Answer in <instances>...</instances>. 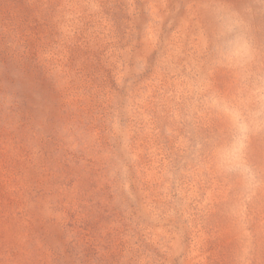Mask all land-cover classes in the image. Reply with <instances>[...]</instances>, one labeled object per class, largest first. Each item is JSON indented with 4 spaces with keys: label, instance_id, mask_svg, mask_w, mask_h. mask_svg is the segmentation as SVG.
<instances>
[{
    "label": "rangeland",
    "instance_id": "obj_1",
    "mask_svg": "<svg viewBox=\"0 0 264 264\" xmlns=\"http://www.w3.org/2000/svg\"><path fill=\"white\" fill-rule=\"evenodd\" d=\"M0 264H264V0H0Z\"/></svg>",
    "mask_w": 264,
    "mask_h": 264
}]
</instances>
